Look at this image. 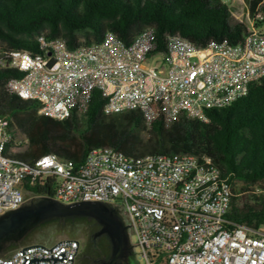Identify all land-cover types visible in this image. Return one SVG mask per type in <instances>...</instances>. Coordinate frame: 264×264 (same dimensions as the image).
<instances>
[{
  "label": "built area",
  "instance_id": "2783aa9c",
  "mask_svg": "<svg viewBox=\"0 0 264 264\" xmlns=\"http://www.w3.org/2000/svg\"><path fill=\"white\" fill-rule=\"evenodd\" d=\"M262 21V10L254 17L247 13V33L235 45L224 40L190 49L167 38L162 52L156 51L154 30H146L137 46L118 42L111 33L105 48L72 50L45 38L37 54L0 52V68L17 69L20 75L6 85L13 95L37 94L40 115L71 116L82 111L94 88H101L108 92L110 114L139 106L147 129L158 121L167 126L166 117L174 111L208 122L207 111L231 106L264 78V30L256 27ZM201 72L212 73V81L201 80ZM20 76H28L26 86L18 85ZM116 78L127 79V87H118ZM152 95L165 96V103L151 104ZM8 128L6 118H0V152ZM150 161V169L133 172L123 150L97 147L79 165L67 167L55 166L46 155L30 171L0 163V215L20 208L26 198L20 184L29 179L50 185L51 199L63 205L98 199L122 208L147 264L159 258V264H264V227L237 225L228 218L232 185L210 157L161 153ZM88 178H95V185H88ZM78 247L67 238L49 246H21L0 257V264H74Z\"/></svg>",
  "mask_w": 264,
  "mask_h": 264
},
{
  "label": "trees",
  "instance_id": "16d2710c",
  "mask_svg": "<svg viewBox=\"0 0 264 264\" xmlns=\"http://www.w3.org/2000/svg\"><path fill=\"white\" fill-rule=\"evenodd\" d=\"M243 1L250 17L263 10L264 0ZM263 23L257 22L256 27ZM146 30L155 31L156 51L162 52L166 39L174 37L197 46L224 40L235 45L243 41L247 24L235 20L222 0H0V52L40 53V35L63 39L72 50L101 43L108 33L130 45ZM19 75L16 70L0 68V115L10 118V130L14 131L8 156L34 164L53 153L80 164L91 149L106 146L135 156H207L232 185L228 218L237 225L264 227V78L252 83L248 94L231 106L207 111L208 122L166 117L167 126L158 121L147 129L145 118L137 111L105 115L106 99L99 90L82 111L73 112L66 120L40 115L36 102L7 92V80ZM17 149L20 151L14 152ZM20 188L26 197L53 196L50 185H34L29 179L23 180ZM83 221L81 217L52 219L29 233L21 246L56 243L43 239L48 233L55 240L64 235L79 242L84 235L80 228ZM17 248L13 246L4 256ZM161 259L157 264L163 262Z\"/></svg>",
  "mask_w": 264,
  "mask_h": 264
},
{
  "label": "bare ground",
  "instance_id": "6f19581e",
  "mask_svg": "<svg viewBox=\"0 0 264 264\" xmlns=\"http://www.w3.org/2000/svg\"><path fill=\"white\" fill-rule=\"evenodd\" d=\"M146 31H144L143 33H141L136 39L135 41L130 44L129 46H137L138 45V40H140L141 38L145 37ZM111 35L117 39L118 42H122L120 41V39L115 35L112 34ZM45 38H47L45 35H40L37 39H38V43H39V48H40V42L42 40H44ZM109 39V33L105 36L104 40L101 43L98 44H92L90 45L91 48H105V40ZM173 43L174 44H184L190 47V49H197L198 46L195 45L194 43H192L191 41L187 40V39H181L178 37H174L172 38ZM54 44H61L62 46L68 48L66 42L63 39H54ZM29 52L28 51H24V50H18V56H28ZM11 70H16L17 69H11ZM201 80L203 81H212V73L210 72H201ZM28 84V76H20L18 78V85L19 86H26ZM116 85H118V87H127V79L125 78H116ZM6 90L9 94L13 95L12 90H9V85H6ZM95 90H99L101 92V95L103 96V98L106 99V104L104 106V112L105 115H112L109 113L110 110V101L107 100L108 99V92L106 89H101V88H94ZM25 101H33L36 102L39 105V109L38 112L42 113V106L41 105V98H39V96L35 93H23V95H15ZM91 99V96H89L87 98L86 103H84L83 105H86L87 102ZM165 103V96H161V95H152L151 96V104H164ZM228 106H221V108L219 109H223L226 108ZM132 112V111H137L140 113V109L139 106H130L129 107V111L127 112ZM124 112H114V114H121ZM43 116L49 117L51 119H55V120H66L68 119L70 116H66L63 119H57V115L53 114V112L50 111H43ZM182 116V111H174V115L168 116L169 119L171 120H176L178 118H180ZM0 118H6L5 116L0 115ZM10 119V118H9ZM8 118H6V124H8L9 128L7 131V139L3 140V145H1V152H0V163L2 166H8V167H14L17 170H21V171H30L33 170V165L36 164L38 161H44L45 160V155L42 156L41 158L37 159L36 161H34V164H30V163H23L20 162L19 160H15L14 158L10 157L7 155L6 150L8 145L10 143H12L13 141V130H10V120ZM188 119V118H187ZM189 119H197L200 120L199 118H189ZM13 123V122H12ZM14 132V131H13ZM15 140V139H14ZM99 148H105V149H113V147H99ZM10 155V154H9ZM47 158H52L54 165L55 166H60V167H67V165H79V163H75L71 160H67V159H61L58 157V155L56 154H47L46 155ZM125 157L127 158L128 161H130V169L133 172H144L147 169L151 168V161L150 160H159V158L161 157V153H147L141 156H135V155H127L125 154ZM169 158H178V153H169ZM88 185H95V178H88ZM90 203H98V199H90Z\"/></svg>",
  "mask_w": 264,
  "mask_h": 264
},
{
  "label": "flooded vegetation",
  "instance_id": "af4514ba",
  "mask_svg": "<svg viewBox=\"0 0 264 264\" xmlns=\"http://www.w3.org/2000/svg\"><path fill=\"white\" fill-rule=\"evenodd\" d=\"M48 200L49 198L41 195L26 197L18 210L40 209L47 204ZM102 211L107 218L117 220L121 224L124 233L130 237L131 232L128 219L122 208L112 203H107L102 205ZM7 214L8 213L0 215V218ZM81 218L85 219V221H83L82 225L80 226L81 230L84 232V235L79 239V247L74 264H108L113 256L115 248L114 243H116L115 227L109 222L94 216H82ZM52 219L55 218L36 221L35 225L30 228L27 235L39 228H43V225ZM24 239L19 242L11 243L8 241L0 242V256H4L13 246L21 247ZM104 239L108 241L107 245L105 244ZM39 245L45 244L40 243ZM107 248H109V254H107ZM132 254L133 253H131V255L128 254L126 258L129 264L133 263L131 260ZM122 264L128 263L125 261Z\"/></svg>",
  "mask_w": 264,
  "mask_h": 264
},
{
  "label": "water",
  "instance_id": "95a60500",
  "mask_svg": "<svg viewBox=\"0 0 264 264\" xmlns=\"http://www.w3.org/2000/svg\"><path fill=\"white\" fill-rule=\"evenodd\" d=\"M50 55V54H49ZM103 203H76L63 205L49 198L47 204L40 209L14 210L0 218V242H19L26 236L30 228L38 220L59 218L61 220L82 216H94L109 222L115 227L116 243L113 256L108 264H122L128 254L132 253L129 235L125 234L121 224L114 219L107 218L102 211ZM35 220V221H33ZM34 223H32V222ZM44 246V245H40ZM1 255L0 257H2Z\"/></svg>",
  "mask_w": 264,
  "mask_h": 264
},
{
  "label": "rangeland",
  "instance_id": "374dc122",
  "mask_svg": "<svg viewBox=\"0 0 264 264\" xmlns=\"http://www.w3.org/2000/svg\"><path fill=\"white\" fill-rule=\"evenodd\" d=\"M238 1L240 2V4ZM238 4L240 6L239 8H237ZM231 12H232L233 18L235 20H238V21L242 20L243 22H247V9L245 8L243 0H233L232 6H231ZM262 12L264 13V9L262 10ZM261 29L264 30V23L262 24ZM158 58H159V56L151 57V59L148 60L147 65H152L154 63V61ZM144 124L146 126V121L144 122ZM168 124H174V123H168ZM21 150H23V149H21ZM19 151L20 150H18V149L16 151L14 150V152H19ZM66 238L67 237L63 235V236H59L55 240V236L52 233H48L46 235H43V239H46L49 241L54 240L56 242L63 240V239H66ZM129 238H130V243H131L132 250H133V254L131 257L133 264H147L145 259L141 256L140 249L136 246L135 236H133L130 233Z\"/></svg>",
  "mask_w": 264,
  "mask_h": 264
},
{
  "label": "crops",
  "instance_id": "0c3cea01",
  "mask_svg": "<svg viewBox=\"0 0 264 264\" xmlns=\"http://www.w3.org/2000/svg\"><path fill=\"white\" fill-rule=\"evenodd\" d=\"M232 2H233V0H230L229 1V7H230V9H231V6H232ZM239 2V1H238ZM244 2V1H243ZM239 4H240V2H239ZM239 4H238V7L237 8H239L240 6H239ZM244 5H245V8L247 9V6H246V4L244 3ZM263 9H264V3H263ZM248 13V12H247ZM260 29H261V27H260ZM262 30V29H261ZM132 253H133V250H132ZM133 264V263H132Z\"/></svg>",
  "mask_w": 264,
  "mask_h": 264
}]
</instances>
